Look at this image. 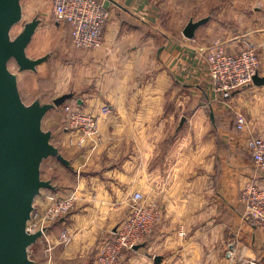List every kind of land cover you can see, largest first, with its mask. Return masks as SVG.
Here are the masks:
<instances>
[{
	"label": "crops",
	"instance_id": "1",
	"mask_svg": "<svg viewBox=\"0 0 264 264\" xmlns=\"http://www.w3.org/2000/svg\"><path fill=\"white\" fill-rule=\"evenodd\" d=\"M104 4L108 18L101 47L78 54L79 73L95 84L94 92H74L65 101L97 114L102 136L93 155L66 149L75 174L71 186L80 196L100 199V205L91 202V209L76 206L67 227L71 240L81 244L83 238L107 236L122 219L124 196L138 191L157 202L161 217L145 256L133 251L126 264H134L136 256L142 264H224V244L236 239L246 243L233 244L239 258L264 264V233L243 221L239 237L235 220L241 187L254 180L264 189V174L252 172L246 150L248 136L264 135V85L250 84L234 96L220 97H230L246 118L241 132L229 131L205 64L211 41L221 38L231 49L239 39L217 33L210 20L193 38L184 37L182 29L191 18L188 0ZM104 105L110 112L99 114ZM247 244L256 249L248 250Z\"/></svg>",
	"mask_w": 264,
	"mask_h": 264
},
{
	"label": "rangeland",
	"instance_id": "2",
	"mask_svg": "<svg viewBox=\"0 0 264 264\" xmlns=\"http://www.w3.org/2000/svg\"><path fill=\"white\" fill-rule=\"evenodd\" d=\"M102 1L105 3V0ZM21 5L23 13L22 19L19 23L13 26L11 30V36H16L22 30L25 22L31 20L34 16H37L41 22L27 47V55L32 58L48 55L47 61L37 66L35 72L18 71L14 60L9 62V69L17 74L18 89L22 100L28 104L36 97H39L42 101L50 102L53 98L66 92H73V96L75 95L74 92L93 93L95 84H92L90 81H84L82 74L79 73L80 71H83V66L81 57L78 54H80V51L94 49H75L72 46L68 37L69 29L67 30V26L63 23L55 21L52 16L49 0H21ZM187 7L189 14L188 18L191 17L193 20H198L200 18L208 17V20L215 22L217 33H222L224 36L226 35L225 38H227L229 34H232L239 39V42L236 41L235 47H232L231 49L225 48L228 52L235 53L240 51L244 48L245 41L251 43L256 49L259 59V73L262 75L264 74V0H188ZM227 33L229 34L227 35ZM215 41L221 42L224 40H221V38L214 39V41L210 42V45ZM221 43L224 45L223 42ZM239 89L232 92L229 96H234L236 92L239 91ZM229 98L220 99V96L217 97V99L222 103L220 104V113H223L221 118H223L225 123L229 126V131H237V133H239L241 130H237L235 126L236 113L238 112L236 111V108L230 104ZM53 119L55 123H50V121ZM62 119V107H55L46 113L45 118L43 119V127L45 129L51 130L52 138L54 140L60 138L58 149L65 158L69 160L72 159L71 155L68 154L66 149L81 151L79 154H82L83 151L86 152L84 150L86 149L88 150L87 154L90 156V154L93 155L94 152L100 148V144L102 142V136L100 133L97 136L98 140L96 144L78 146L74 143V141L71 144L72 140L70 138V133L67 134V132L62 129ZM253 135L256 136L257 134ZM72 168L66 167L55 157H49L42 163L41 178L49 179L54 186V190L42 189L40 194L36 196L35 200L38 199L39 202L36 204L37 211H43L46 207L47 201L44 200V193H53L57 196V198L61 199L74 192L77 198L74 201L72 207L66 213L48 223L47 229L44 233L48 238L47 242L46 240L42 239L44 237L41 233L42 238H38L37 241L29 247V256L33 260L39 259L38 264H43V259L44 264H95L94 257L99 243L109 237V234L107 236L105 234L101 236L98 235L94 236L95 239L89 238L86 242H84L85 238H83L81 244H76L71 240L72 236L67 232V227L69 228V224L71 223L69 221L72 219L71 217L74 214L73 212L76 210V206L81 207L82 209L87 207V209H91V202L93 201L100 205L99 197L80 196V193H77L76 189L71 186L75 176ZM252 172L257 173L253 166ZM55 181L59 183L57 190ZM239 192L237 198L241 207H237L240 213H238L235 220L237 221L236 234H239L238 236L240 237L241 228L240 225H238V222L242 223L243 221H246L242 217L243 206L239 200ZM128 198L129 195L124 196L123 199L124 213L121 221L126 218L129 212L130 206ZM83 199H85V202H83ZM77 201L80 203H78L79 205H76ZM118 203L120 204L121 201H118ZM141 204L143 206L153 204L156 210V218L150 231L144 236V240L136 244H143L144 246L134 250V245L131 249L124 250L119 264H126V257H129L131 254H133V251H138L141 257L145 256V253L148 251L146 243L153 229L160 221L161 211L156 201L148 199V197L143 194ZM93 208H96V206ZM121 221H119V223ZM115 227L113 229H115ZM235 237L237 238V236ZM41 241H44L47 244L46 248L44 242L42 243ZM238 242H240L238 239L234 241V243L237 245L242 246L246 244L244 242L238 244ZM234 243L232 242L230 246L227 242L224 244L222 249L223 258L225 259L224 264H247L248 261L255 263V261L250 260L249 256L239 258V256H237V251H235V248L233 247ZM246 246L248 247V250L249 248L251 250L256 249L254 244L252 247H249L248 244ZM229 247H231L234 251L232 258L226 257ZM69 249H72L73 253H68ZM79 253L81 254V258L78 256ZM255 254H258V252H255ZM52 256H54L53 259ZM135 258L138 257L136 256ZM145 258H148L147 255ZM134 259V264H142L140 260Z\"/></svg>",
	"mask_w": 264,
	"mask_h": 264
},
{
	"label": "built area",
	"instance_id": "3",
	"mask_svg": "<svg viewBox=\"0 0 264 264\" xmlns=\"http://www.w3.org/2000/svg\"><path fill=\"white\" fill-rule=\"evenodd\" d=\"M52 16L69 28V36L75 49H97L103 42V29L108 18V10L102 0H49ZM218 41L205 49V61L209 81L213 92L220 97H227L239 88L251 84V77L259 73V59L256 49L245 41L244 48L238 52H228ZM62 129L70 133L71 144L85 146L96 144L98 138L97 114L82 109L76 102H64ZM110 108L104 105L99 114H107ZM246 124L244 114L236 113L235 126L242 130ZM52 142L58 147L60 138ZM94 148V147H93ZM246 148L251 157L256 174H264V135H250ZM72 192L63 198L53 193H44L47 201L43 211H37L35 200L33 211L27 223V231L40 230L44 240L49 222L66 213L76 200ZM143 194L135 191L129 195V212L126 218L118 223L109 237L99 243L94 260L95 264H119L124 250L131 249L144 240L156 218L154 205L143 206ZM239 200L243 206V219L252 227L264 233V189L250 180L240 189ZM234 251L227 250L226 257L232 258ZM251 262L248 261L247 264Z\"/></svg>",
	"mask_w": 264,
	"mask_h": 264
},
{
	"label": "water",
	"instance_id": "4",
	"mask_svg": "<svg viewBox=\"0 0 264 264\" xmlns=\"http://www.w3.org/2000/svg\"><path fill=\"white\" fill-rule=\"evenodd\" d=\"M22 15L21 0H0V264H36L29 256V247L41 237V231H27V223L36 196L42 189L54 190L49 179L41 178L42 163L55 157L72 168L53 144L52 132L43 127V119L49 110L71 99L73 93L61 94L50 102L36 97L26 104L18 89L17 74L8 67L14 60L18 71L35 72L48 59V55H27V47L41 22L37 16L25 22L16 36H11ZM207 20L208 17L190 18L182 29L183 36L193 38L196 29ZM251 84L264 85V74L255 73ZM184 120L183 117L180 124ZM142 246L135 245L133 249ZM159 260V256L154 257L156 263Z\"/></svg>",
	"mask_w": 264,
	"mask_h": 264
}]
</instances>
